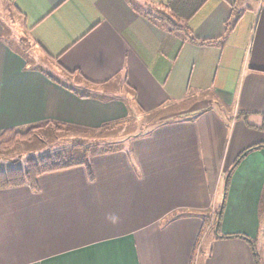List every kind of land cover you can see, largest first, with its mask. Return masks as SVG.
Listing matches in <instances>:
<instances>
[{"label":"crops","instance_id":"obj_1","mask_svg":"<svg viewBox=\"0 0 264 264\" xmlns=\"http://www.w3.org/2000/svg\"><path fill=\"white\" fill-rule=\"evenodd\" d=\"M129 1L0 0V132L125 128L133 112L140 122L163 113L146 130L102 138L111 149L89 156L92 179L79 164L39 175L36 191L0 189V264H253L236 234L264 264V147L238 162L218 235L195 247L225 174L264 142V2L207 0L188 21L198 42L223 37L207 44Z\"/></svg>","mask_w":264,"mask_h":264},{"label":"trees","instance_id":"obj_2","mask_svg":"<svg viewBox=\"0 0 264 264\" xmlns=\"http://www.w3.org/2000/svg\"><path fill=\"white\" fill-rule=\"evenodd\" d=\"M145 5V10L141 9L142 14L154 22L157 26L165 29L169 32H182L187 36L190 41L198 42L191 33V30L188 26V21L190 18L203 6L207 0H167L165 3L156 4L151 0H143ZM132 2V1H131ZM129 3L135 7V3ZM139 8V7H138ZM137 8V9H138ZM230 25V24H229ZM228 27L226 29V32ZM223 37L218 40H204L198 43H212L221 41ZM47 125L57 126L58 128H63L65 125L58 123H42L39 125H34L24 129L9 128L0 132V144L3 145V148L14 145L19 140L29 137L30 133L33 130L41 129ZM113 124L112 126H115ZM118 125V124H117ZM108 127L107 124L103 125V129ZM102 139V138H101ZM101 139H98L96 142H85L84 144L74 143L75 145L84 146L87 149H90L89 154H83L82 158L75 159L73 157H65L62 154H53V155H43V156H30L26 159L23 165H15L13 167L7 168L5 170H0V189L16 187L21 185H27L31 190H38L37 187V177L41 174L68 168L71 166L83 164L87 169V174L89 179H92V170L89 156L95 152H106L111 149L110 145H101L99 144ZM96 143V144H95ZM98 143V144H97ZM100 145V146H99ZM82 146V147H83ZM95 146L98 148L95 149ZM264 147V142L251 145L243 150L236 158L232 166L229 168L227 173L224 176V187L223 194L221 197V203L219 208L215 211L214 218V231L218 235V230L220 226V218L224 205V194L227 191L228 181L231 176L232 171L238 164V162L250 151L257 150ZM93 148V149H92ZM92 149V151H91ZM91 153V154H90ZM206 219L203 220L200 233L195 242V247H197L200 238L205 230ZM220 236V235H219ZM231 235H221V237H229ZM244 239L250 246L253 256V264H260V258L256 249V244L253 239H250L246 235L236 234L233 235ZM194 257V256H193ZM193 263V258H191V263Z\"/></svg>","mask_w":264,"mask_h":264},{"label":"rangeland","instance_id":"obj_3","mask_svg":"<svg viewBox=\"0 0 264 264\" xmlns=\"http://www.w3.org/2000/svg\"><path fill=\"white\" fill-rule=\"evenodd\" d=\"M132 1L140 9L145 10V5H144L143 0H132ZM11 15L12 17L16 18V16H14L12 13ZM38 54L40 55L41 53L38 51ZM31 64L32 66L45 70L46 72L53 75L55 78H58L64 81V79H62L61 76L54 74L51 67L49 65H46L44 62H40V61L32 62L31 61ZM79 91L86 92V90L84 89H79ZM186 105H189V104L183 103V105L181 106L182 108H184V107H187ZM179 107L180 106L178 107L176 106V108H179ZM138 114H139L138 112H133V115L130 119L131 121L128 122L125 128H124V125L122 126L120 125V126H114L111 128L107 127V128H104L98 131H84V130H77V129H72V128H62V127L58 128L57 126H52V127L48 126L49 128L44 127L38 130H33L30 133L29 137L27 136L24 139L19 140V142H16L12 146L3 148V145L0 144V170H5L15 165H23L26 159L30 156L36 157V156H43V155H48V154L53 155V154L58 153V154H62L65 157H69V158L73 157L75 159H80L82 158L83 154L85 155L89 154L90 149L86 150V147H84L83 145L82 147L79 145H75L74 143L84 144L85 142H96L98 141V139H101V138L108 139L111 141L118 140L119 138H123V137L125 138L127 137V135L138 133V132H141L142 130H146L144 123H149V125H151L163 115V113L149 114L146 116V119L144 118L145 119L144 122L142 121L140 122L141 117H139ZM176 115L177 114L170 115L168 113L165 116L167 117L175 116L176 117ZM177 116H185V114L184 115L178 114ZM249 121L253 123L254 122L257 123V120H255L253 117H250ZM258 121L259 122L257 124L259 126V130L262 131L264 127V120H258ZM96 148H98V146H95V149ZM217 201L218 203L220 202V194L218 195ZM214 216H215V212H213V217ZM212 220L214 224V219L212 218ZM209 223H210V220L207 219L205 223L206 224L205 230L203 232V234L206 232L204 234L205 238L203 239V245L200 248L202 252L205 251L207 243L210 239V235L214 230L213 225L212 227L211 225L208 227ZM263 224H264V213H263ZM203 234L201 238L203 237ZM199 243L197 245L198 248H199Z\"/></svg>","mask_w":264,"mask_h":264},{"label":"built area","instance_id":"obj_4","mask_svg":"<svg viewBox=\"0 0 264 264\" xmlns=\"http://www.w3.org/2000/svg\"><path fill=\"white\" fill-rule=\"evenodd\" d=\"M261 1H263V2H264V0H261Z\"/></svg>","mask_w":264,"mask_h":264}]
</instances>
